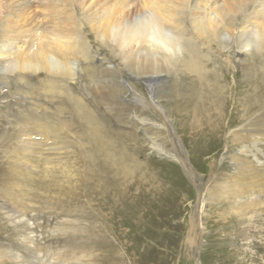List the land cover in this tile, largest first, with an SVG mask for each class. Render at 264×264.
<instances>
[{"label": "rangeland", "instance_id": "1", "mask_svg": "<svg viewBox=\"0 0 264 264\" xmlns=\"http://www.w3.org/2000/svg\"><path fill=\"white\" fill-rule=\"evenodd\" d=\"M119 1L96 0L91 10H85L78 2L71 5L70 17L72 23L78 24V33L68 41L74 49L68 61L77 65L76 81L47 71L12 73L10 67L0 65V264H264V229L259 228L264 221L256 215L264 214V200L259 201L262 204L257 208L254 202L244 200L248 195L236 198L233 193L231 196L215 191L220 176L230 175L236 160L240 166L246 163L247 157L238 155L241 143L235 136L246 137L248 132L234 128L240 126L236 120L247 107L241 110V106L256 102L264 90V54H254L251 65L243 66L238 63L240 53L234 40L231 48L223 51L213 43L215 39L208 44L191 23L192 14L200 12L197 6L201 1L193 0L192 4H197L192 5L195 11L186 12L182 26L187 25L189 36L203 53L209 58L211 55L206 66L211 73L202 81L179 66L176 77L150 83L151 89L141 82L145 78L125 68L120 49L112 46L109 38L101 40L97 15L103 6L110 4L113 8ZM4 6L13 16L8 0ZM3 7L0 56L15 52L14 45L20 41L24 43L22 56L33 58L31 53L37 52L43 41L33 32H24L20 19H13ZM244 11L237 15V26L249 19L252 8ZM85 48L89 49L87 55L94 57L91 60H95L96 67L104 63L99 75L104 79L117 78L126 89L113 92L111 88L115 87L105 85L103 80L96 83L87 74L95 66H89L91 62L84 58V50H88ZM104 57L108 60H102ZM152 100L170 108L171 123H175L172 131L157 128L164 134L161 145L166 152L149 141V136H157L156 130L149 127L151 123L144 121V128L136 121L137 117L150 116L161 123L158 109L149 105ZM36 125L40 126L43 139L62 131L69 145L82 156L77 162L62 165L71 176L70 180L65 179L70 196H51L42 200V205L32 204L34 208L23 215L16 205L27 204L29 196L23 197L22 189L16 187L17 178L12 176L2 151L18 145L24 130L38 133ZM255 138L258 140L259 136ZM243 140L251 148L249 141ZM108 154L116 159H110ZM249 159L253 167L254 159ZM111 163L115 169L128 167L129 174L106 177L104 167ZM60 178L62 182L64 178ZM103 186L110 188L113 195L105 202L100 198L93 211L92 197L96 194L98 199ZM131 197L143 199V206L134 222L127 216V224L122 225L120 208ZM200 206L205 208L203 212ZM244 238L248 242L254 240L251 251L256 254L245 252Z\"/></svg>", "mask_w": 264, "mask_h": 264}, {"label": "bare ground", "instance_id": "2", "mask_svg": "<svg viewBox=\"0 0 264 264\" xmlns=\"http://www.w3.org/2000/svg\"><path fill=\"white\" fill-rule=\"evenodd\" d=\"M4 1L5 0H0L1 10L4 6ZM192 1L193 0H120L119 4H113L115 6H113V8L109 6L110 4L108 7L103 6L102 9L99 8V10H101L97 15L100 19L99 21L101 22L98 23L97 20V25H100V34L102 35V37H99H101L102 42L103 40H107L109 38V41L114 43L111 45L116 49H120V53H122L124 58L123 63L125 68H128L136 76L141 77L142 79L145 78L144 80H141V82L147 83L149 88H151L150 83L156 84L161 82V80L163 82L167 81L165 78H169L171 75L176 77L179 72V66L184 67L187 71L194 74L197 79L204 81L207 76L206 74L210 72L206 66L211 61V55L209 58L208 54L203 53L201 51L202 47H200L198 43L193 41V38L189 36L190 33L186 30L187 25L186 27L182 26L186 12L191 14L192 10H194L192 9ZM8 2L11 3L10 10H12L11 12L13 16L16 17L15 20L17 21V19H20L23 27L26 28L24 32H31V34L32 32L35 33V35L40 38L43 43L41 42L42 44H40L39 48H37V52L34 51V53H31L33 58L28 59L27 57L22 56V51L20 52L24 43L18 41V43L14 45L16 50L15 52L13 50L7 51L0 56V65H7V67L11 68L12 73L33 72L34 74H37L40 71H47L56 76H64L72 82L74 80L76 81L77 65L73 64L72 61H68L73 49L69 47L70 43L68 41L72 38V36L73 38L75 37L78 24L76 25L72 23L70 17V14L72 13H70L69 10L71 5L73 3L76 4L77 2L80 3L85 10H91L93 6H95V3H97L96 0H8ZM199 2L200 4L198 3V6L196 3L195 4L198 7L197 9H200V12L196 11L192 14L191 23H194V27H192L197 31V33H199L200 37H204L206 39L208 44L212 43L211 40L215 39L213 43H217L223 51L228 50V48L230 49L234 40L240 53L238 63L243 66L249 64L251 65L254 54H264V0H201ZM6 6H4L5 8L3 7L5 9V13L12 16L6 12L8 11L6 10L8 6ZM99 6L100 5H98V7ZM249 7L252 8V12L250 15L248 14L249 19L237 26L238 22L236 23V21L237 15H239L238 13L242 14L241 11L244 9L245 13ZM0 18L3 19V17ZM186 18L188 19V17ZM11 19L9 17V21H11ZM43 28H46L48 33L45 34L44 32H46V30L43 32ZM38 31L40 33H38ZM95 42L98 41L95 40ZM104 44L105 43H101V46H104ZM106 46L107 43L105 44V47ZM32 48L34 49V47ZM88 52L89 49L86 50V52L84 50V58L87 61H90L91 63L89 66L93 67L96 65L95 60H91L94 59V57L90 54L87 55ZM72 53L74 54L73 51ZM104 58L105 59L102 60H108L107 57ZM20 59L24 60L20 61ZM101 63L103 66L104 63ZM100 65L101 64H99V66ZM99 66H95L87 72V74L91 75L90 77L96 80V83L103 80L105 85L107 84L110 87H115L111 88L113 92L117 91V88L126 89L124 82H119L120 80L117 81V78L114 80L102 78L98 73L100 72V68L102 66ZM243 66L241 68H243ZM215 69L212 68V70ZM241 71L244 73V70L241 69ZM213 76L216 81H219L214 74ZM114 77H112V79ZM262 85L264 88V82ZM127 87L131 90L129 86ZM255 91L258 92V88L256 86ZM163 94L165 95L166 93L163 91ZM248 104L246 102L243 106H241V110L245 106L247 107L244 109V112L240 114L238 120H236L237 125L240 126L238 128H234V131L248 132L246 137L235 136V140L241 143L238 155L240 157H247V159H245L246 163L244 166H240L237 164L236 160V164H233L234 168L231 174L220 176V179L218 180L219 182L216 184L215 191L217 190L227 194L233 193L236 198H244L242 197L243 195H248L249 198H246L245 196L244 200L250 201V203L254 202L253 206L256 207L257 205L259 206L262 204L259 203L261 199L264 200V90L260 92L256 102ZM149 105L158 109L161 116V119H158L161 123H157L150 116H145L143 118L137 117L136 121H138L144 128L146 126L144 121L150 122L151 124L149 127L156 130L157 136L154 138L149 136V141L156 147L163 148L161 144H163L162 135L164 134L158 132L157 128L162 131H169V128L171 131L173 130L175 123H173V125L171 123V110L167 106L154 100H152V103ZM11 124L14 125L13 122ZM15 125L17 126L16 123ZM35 128L38 130V133L33 130L34 133L32 134L30 131L25 132L24 130L20 135L18 145H11L2 151L3 158L10 164L8 167L12 172V176L17 178V184L15 183L16 187L22 189L23 197H30L26 199L27 204L16 205L21 210L19 213L23 215L34 208L32 204H36L37 207L38 205H42V200L44 199L49 200V197L56 195L58 197H64V193L67 194L68 191L70 192L67 184L68 182L66 183L65 179H69L71 176H68L70 173H68V170L62 165H65L64 163L69 161L77 162V159L82 156L73 150L74 148L69 145L70 142H68V139H65L66 137L63 136L64 134L62 131L57 130L52 136H47L43 139V136L40 137V126L36 125ZM154 132L155 131H153V134H155ZM255 135L259 136L258 140L255 138ZM243 139L249 141L251 148H248V145L245 144L246 142H244ZM7 145H9V143H7ZM163 151L166 152L164 148ZM108 157L111 159L112 154H108ZM249 157L254 159L253 167L251 166V160ZM114 159L116 158L113 157L112 160ZM119 174H129L128 167H125L124 170L121 167L115 169V165H112V163L109 167H104V175L108 178L115 177ZM60 177L64 178L62 182L60 181ZM12 182L13 181L8 183L12 186ZM118 184H120V182H118ZM113 185L114 184H111V186ZM105 186L101 187V194L99 196L97 195L98 199L96 198V194H94V196L92 195L91 207L93 211L97 205L96 203L100 202V198L103 199L101 201L105 202L108 200V197L111 198L113 195L110 188L108 189ZM68 196H70V194H67L66 197ZM140 197H131L127 200L126 205H122L120 208L122 212L119 213V216L121 215L119 222L122 225L125 223L127 224L128 220L125 221L127 216L128 219L131 218L133 222L136 220L135 216L138 212H140V207L142 208L143 206V199L141 201ZM121 198L122 197H120L119 202H122L123 199ZM58 199L60 201V198ZM263 205L264 204H262L261 207H263ZM201 209L202 212L205 210L203 206ZM256 215L257 217L260 216L259 218H263L264 221L263 213L261 214L260 212H256ZM29 223L31 222L29 221ZM259 228L264 229V222H262L261 227ZM33 234H35V232ZM249 238H251V236ZM262 239H264V237L261 238V240ZM242 242L246 248L245 252L251 251L254 240L252 242H248V238H244ZM251 253L256 254L253 251H251Z\"/></svg>", "mask_w": 264, "mask_h": 264}]
</instances>
